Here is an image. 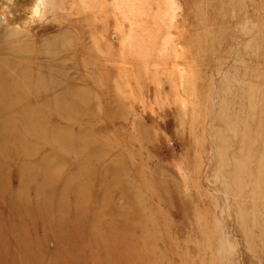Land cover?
<instances>
[{"label": "rangeland", "instance_id": "obj_1", "mask_svg": "<svg viewBox=\"0 0 264 264\" xmlns=\"http://www.w3.org/2000/svg\"><path fill=\"white\" fill-rule=\"evenodd\" d=\"M57 1L33 15L36 0H0V46L6 25L27 28L38 44L69 27L92 45L89 31L100 34L107 24L116 54L93 53V60L121 68L117 90L134 106L128 119L111 115L98 131L124 143L119 131L135 132V120L147 128L142 149L127 141L133 159L124 167L146 183L138 186L151 202L140 211L153 204L168 221L155 223L161 264H264V0H98L105 15L70 0L57 8ZM68 64L72 75L91 81L79 60ZM112 110L108 104L101 115ZM155 172L163 184L151 181ZM17 180L11 175L9 185ZM45 236L53 253L54 236Z\"/></svg>", "mask_w": 264, "mask_h": 264}, {"label": "bare ground", "instance_id": "obj_2", "mask_svg": "<svg viewBox=\"0 0 264 264\" xmlns=\"http://www.w3.org/2000/svg\"><path fill=\"white\" fill-rule=\"evenodd\" d=\"M56 1L36 0L33 15L47 12ZM67 1L58 0L55 7L63 9ZM70 1L97 15L108 13L98 7L103 1ZM83 19L89 27L95 23ZM5 21L1 15L0 24ZM6 27L0 46V264H161L165 255L155 223L166 227L168 221L153 204L148 213L140 211L151 202L138 186L146 183L132 180L124 167L133 155L125 149L127 141L142 149L149 140L147 128L135 120V132L119 131L128 137L124 143L114 141L111 131H98L111 115L128 119L134 106L127 107L128 97L118 91L121 68L107 69L100 56L93 60V53L107 59L116 54L114 42L106 41L107 24L100 34L89 31L92 45L87 35L69 27H59L39 44L27 28ZM75 60L90 82L70 73L68 63ZM99 91L110 95L113 105ZM108 104L113 110L105 111V119L101 113ZM65 156L76 158V164ZM11 175L17 185H9ZM159 176L153 173L151 181L163 184ZM49 231L53 253L45 246Z\"/></svg>", "mask_w": 264, "mask_h": 264}]
</instances>
